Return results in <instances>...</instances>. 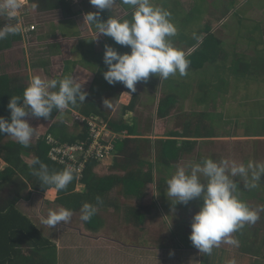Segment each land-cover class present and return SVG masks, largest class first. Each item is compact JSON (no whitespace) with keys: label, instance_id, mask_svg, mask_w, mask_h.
<instances>
[{"label":"crops","instance_id":"obj_1","mask_svg":"<svg viewBox=\"0 0 264 264\" xmlns=\"http://www.w3.org/2000/svg\"><path fill=\"white\" fill-rule=\"evenodd\" d=\"M182 1H184V9L187 11L199 7V3L194 2V0ZM208 2L209 0L206 4ZM253 3H255L256 8L250 4L247 10L242 9L243 4H232V10H229L231 14L222 16L218 20H215L218 11L208 5L207 9L211 11L209 14L211 19H213L212 16L214 17V20L209 23L210 29L209 27L207 29L199 28L196 31L195 26H193L194 29L191 32L187 31L184 26L177 27L178 36L171 38L173 45L184 50L186 56L192 55L194 51L198 53V57L194 56L189 60L188 74L180 76L177 73L162 82L159 77L151 75L147 81L138 82L136 92L131 95L128 94L130 90L126 87L121 89V83L110 85L104 79V68L108 70V66L104 63L105 46H111L112 38L102 34L97 38L94 25L84 22L86 13L99 11L89 3V0H73L75 11L73 15L46 12V15L55 16V18L48 20L53 22L52 25L45 26L44 23L33 22L37 25L38 30H36L38 32L35 33V30L31 34L29 42L24 39L13 42L9 47L1 48L0 75L5 72L12 74L25 72L28 78L27 84L33 75H39L47 80H59L66 76H73L82 84L83 90L88 93L87 97L98 102L99 109L103 113L98 116L108 122L123 116L127 124L135 128V137L149 138L154 141L155 145L151 143L153 154L156 152L153 151L154 149L159 150L161 148L159 140L167 141L169 135H176L177 147H183V150L181 149L182 151L175 162L171 163L174 168L188 165L189 159L193 158L189 155L196 153L207 154L208 157L214 155L213 153H219L220 159H233L234 156L240 160V155H242V159L247 158L253 156L255 151L257 156L260 154L262 157L264 154V17H260L259 14H264V3L258 1H253ZM155 5L166 7L163 2H156ZM258 9L259 11H257ZM168 10L172 14V20L174 12L172 9ZM29 11L30 15L35 13L31 4ZM132 11L129 6L117 4L113 9L103 10L99 19L107 21L110 17H115L123 20ZM45 14L41 16H46ZM218 14L220 15V13ZM172 22L175 23L173 20ZM7 23L14 24V21L0 15V27ZM42 25L45 26V29H41ZM226 26L229 29H226ZM206 31L212 34L219 32V34H217L215 43L204 46ZM193 33L202 39L197 40L195 38V41L190 43L191 37H194ZM224 35L228 37V43ZM244 39L245 43L242 41ZM25 41L28 42L26 44L32 46V49H25L23 46V58L21 60L14 55L10 56L8 51L13 50L21 42L25 43ZM227 44L230 45V48L226 46ZM207 49H211L208 50L209 53H206L208 52ZM117 50L121 53V48ZM222 50L225 53H222ZM45 54H48L47 57L44 56ZM224 54L225 56L222 57ZM212 55L213 60L210 58ZM235 60L241 65L238 66ZM65 62H68L67 66ZM22 66L25 71H19ZM105 99L111 100V109L105 108L103 103ZM132 104L135 106L134 109L127 110V112L123 111L125 106ZM81 105L78 104L77 106ZM161 107L163 111H169L167 116L159 114ZM74 113L82 114L77 108L71 106L60 112L61 116L66 119V125H74L72 129L76 134L79 128L75 129V127L79 122L75 120ZM25 119L34 128L38 124L36 117L32 116L31 113ZM193 130L196 133L189 135L188 133H194ZM184 140L195 142L185 146ZM31 142L35 141L32 140ZM209 147H213L212 152ZM0 160V172H2L6 170L8 164L1 156ZM26 160L32 161L29 157ZM114 161L115 157L112 156L101 165L109 170L108 174H117L118 172L112 170L111 166ZM171 164L168 166L171 167ZM174 173L172 169H168L167 174L164 175L165 182L163 184H166ZM120 174L123 175V173ZM26 177L20 174L18 181H5L4 184L0 178V206L11 200L16 201L17 209L53 242L57 256V262L53 264L60 263L59 253L66 248L68 252L65 255L64 264H77L80 254H83L80 246H82L84 238L88 241L92 240V243L109 239V235L104 233L105 221L104 226L99 231L84 227V222L80 219V212H78L80 210L72 212L76 219L75 221L71 220L66 225L61 222L54 228H50L41 224V215L47 216L50 210L65 207L55 201L59 196L58 192L51 190V188L45 192L35 189V186L28 182ZM83 185L77 184L76 188L79 187V189L76 190L80 191ZM157 187L151 186L150 189H152V193L154 190V193L144 198L145 203L157 199L161 192L167 207L171 208L172 212H176L175 210L185 206L182 203L174 205L170 200L171 198L167 197V184L161 189H157ZM121 191L125 196L124 203L127 201L128 203H136V197L130 196L128 190ZM115 198L112 197L113 200ZM198 200L199 198L190 202L195 206ZM155 206L152 209L157 210L159 207L163 214V206L160 201H157ZM114 210L115 207L111 206L105 211L111 214ZM76 215H79L78 220ZM112 253L114 254L113 250ZM119 255H121V250H119ZM30 264L32 263L30 262Z\"/></svg>","mask_w":264,"mask_h":264},{"label":"clouds","instance_id":"obj_2","mask_svg":"<svg viewBox=\"0 0 264 264\" xmlns=\"http://www.w3.org/2000/svg\"><path fill=\"white\" fill-rule=\"evenodd\" d=\"M89 3L99 11L86 13L84 22L94 25L97 38L102 34L121 46L131 48L130 53L121 54L112 46H105L104 63L108 70L104 72V79L110 85L122 83L131 95L136 92L137 83L147 81L151 75L159 77L162 82L177 73L180 76L188 74L190 61L184 50L175 47L171 40L178 30L171 20L170 11L155 5L152 0H89ZM117 4L129 6L133 10L131 20L115 17L107 21L99 19L103 10L113 9ZM20 8L19 0H0V15L16 21L0 27V40L28 30L20 19ZM194 38L202 39L195 34ZM87 96L82 84L73 76L47 80L33 75L23 98L11 97L7 105L11 118L9 121L0 117V134H7L28 147L35 135V128L25 119L29 113L36 118L48 119L54 110L60 113L70 106L85 103ZM103 103L106 109L112 108L111 100L105 99ZM34 164H39V168H33V175L39 178L42 186H49L56 192L67 189L77 178L78 169L72 165L62 171L50 172L46 164L38 160ZM237 177L243 181L244 188H257L264 177V162L249 161L245 165L226 158L217 161L203 157L199 162L177 167L166 182V195L174 205H187L197 198L203 201L193 217L189 236L201 255H211L213 249L221 244L239 247L240 241L233 234L245 225L255 224L260 219V213L264 212V205L252 208L239 198ZM96 201V205L87 202L82 205V221H90L96 215L103 200L98 196ZM72 216L71 210L60 207L50 210L47 216L41 215L40 223L54 228L61 222L68 224ZM229 264L236 262L233 260Z\"/></svg>","mask_w":264,"mask_h":264},{"label":"trees","instance_id":"obj_3","mask_svg":"<svg viewBox=\"0 0 264 264\" xmlns=\"http://www.w3.org/2000/svg\"><path fill=\"white\" fill-rule=\"evenodd\" d=\"M30 3L35 13L45 14L46 12H55L69 16L73 15L75 12L73 0H30ZM251 6L256 8L253 1L251 2ZM130 15H132V13ZM130 15L128 17H130ZM52 24V21L44 23L45 26ZM44 25L41 26V29H45ZM37 30L35 33L38 32ZM24 39L23 32L16 35H9L6 39L0 40V49L9 47L13 42L22 41ZM207 45L208 43L205 42L204 46ZM218 47L220 46L218 45ZM222 53H225V51L222 50ZM194 56L198 57L196 51L186 58L191 60ZM223 56H225V54L222 55V57ZM210 58L213 60V55ZM235 62L238 63V66L241 65L237 60H235ZM19 76V73L12 74L8 72L0 75V117H4L9 121L11 114L7 105L11 97L19 96L22 99L24 90L28 86V84H23ZM71 107L77 108L83 115L87 116L103 114L99 109L98 102L90 97H87L85 103L81 106ZM134 107V104L125 106L123 111L127 112V110H132ZM168 112V110L163 111L162 107L159 110L161 116H167ZM37 120H39L38 122L42 121V123L54 121L47 131L53 133L61 141L73 142L78 137L84 136L85 124L81 122L77 123L75 127V129H77V127L79 128L78 132L80 134L78 137L69 135L66 132V119L64 116H61L58 110H54L48 119L41 117L36 118V121ZM109 125L113 131L126 135L125 137H118L114 140L115 147L113 157H115V161L111 166L113 171H121L123 175H102V171L98 168L104 164V162L91 160L84 170L83 177L79 179V182L84 184V189L82 191L76 190V185L78 183L77 177L68 185L67 189L58 192L59 196L55 200L66 209L75 212L80 210L82 205L86 202L96 205V198L99 196L103 200V204L98 206L96 215H94L90 221H83L84 226L96 231H99L104 226L102 214L111 206L115 208L120 207L119 211L121 210L122 214L124 213L125 220L130 223H141L144 214H152L155 211H157L155 214L161 213L159 207L157 210L153 211L152 206L148 203H146V205L141 203H127L123 205L125 203H121L120 206L116 199L113 200L112 197H110V192L119 183H121L123 191L128 190L130 192L129 195L136 197L137 200L146 198L149 194V192L146 191L150 189L151 186H158L157 189L166 186V184H163L165 182L164 176L162 177V175L159 174L160 177L157 178L158 168L152 164V151L148 153V158L144 155V143L150 140L135 137V128L129 126L123 116L110 121ZM193 132L194 133L188 134L194 135L196 133L194 130ZM175 136L176 135H169L167 141H160L161 148L156 150V159L159 160V164L168 166L178 158L180 152L183 150V147H177V139H175ZM193 142L195 141H183L185 146H189ZM48 149L49 146L46 144L44 134L35 142H31L28 147L22 146L7 134H0V156L8 164L6 170L0 172V178L3 184L5 181H18V179H20L19 175L21 174L22 176H27V181L34 185L35 189L40 191L50 189L49 186H42L39 178L33 175V168H39V164H34V161L37 160L40 163L46 164L50 172L62 171L65 168V166L57 164L49 159ZM28 157L32 159V161H27L26 159ZM247 159L248 158H245L246 161L243 164L246 165L248 163ZM25 184H27V182H25ZM239 191L244 194L247 193L246 188L241 189L240 185ZM153 200L156 202L160 201L163 208L165 210L167 209L168 205L161 192L159 193V197ZM192 205L193 204H189L188 207ZM184 207L185 206L180 207L179 209L185 211ZM256 238H258V244L253 245L252 248L254 251L261 248L262 245L264 247V231H262L260 235H257ZM55 252L56 249H54L53 242L43 235L35 224L17 209L15 200L8 201L3 206H0V264H30V262L32 264H53L57 262Z\"/></svg>","mask_w":264,"mask_h":264},{"label":"rangeland","instance_id":"obj_4","mask_svg":"<svg viewBox=\"0 0 264 264\" xmlns=\"http://www.w3.org/2000/svg\"><path fill=\"white\" fill-rule=\"evenodd\" d=\"M194 0V2L199 3V7L195 9H191L190 11H187L184 9V1L182 0H153L152 2L155 4L156 2H163V4L166 6L164 9H172L174 12L172 20L175 22L174 24L176 27L184 26L187 31L193 32V26H195V30L198 31V29H207L209 26V23L214 20L211 19L210 15L211 11H209L208 5L215 9L216 16L215 20L220 19L222 16H229L231 14L232 10V4H243L242 9L247 10L248 5L251 4L252 1H258L259 3H264V0ZM186 7V5H185ZM169 11V10H168ZM259 11V9L257 10ZM187 12V14H186ZM190 12V14H189ZM228 12V13H227ZM220 13V15L218 14ZM43 14H36L33 13L31 15H27L26 19L28 22H39L40 24L46 23L49 19L55 18L53 15H46L41 16ZM260 17H264V14H259ZM131 16L127 17L126 19L131 20ZM235 19V18H232ZM231 19V20H232ZM187 20V21H186ZM191 20H193V24L191 23ZM16 22L15 19L11 20ZM188 21H190L188 23ZM235 23V21H234ZM68 27V26H66ZM228 26H226V29ZM231 27V26H230ZM190 28V30H189ZM208 29V30H209ZM220 31V30H219ZM194 34V33H193ZM219 34V32H217ZM217 34H212L211 32L205 33L206 38L204 40L205 42L215 43V39L217 38ZM178 34L176 35V37ZM226 38V41L228 43V37L224 35ZM224 38V39H225ZM223 41V39H221ZM195 41V38L192 36L190 39V43H193ZM244 43L246 42L245 39L242 40ZM28 42L25 41V43L19 44L16 46L13 50L8 51L10 56L14 55L15 57H19L18 59L23 58V46H25V49H32V46L29 44H26ZM111 46L115 49L121 48V54L124 53H130L131 48L126 46H121L117 44L113 39L110 41ZM25 44V45H24ZM227 47L230 48V45L227 44ZM177 47V46H175ZM224 47V45H222ZM208 51V49L206 50ZM210 51L206 52L209 53ZM33 55V54H31ZM48 54H45L44 56L47 57ZM42 56V54H41ZM187 57V56H186ZM2 58V55H1ZM40 58V56H38ZM23 65L25 64L23 59ZM27 62V61H26ZM65 65H68V62H65ZM105 71H107V68H104ZM19 71H25L23 69H20ZM28 72V71H27ZM20 80L23 82V84L28 83V78L26 77L25 72H19ZM157 79V77H156ZM125 87L121 83V89ZM148 98V96H147ZM58 118V117H57ZM56 118V119H57ZM60 119V118H59ZM35 126V134L33 137V141L37 140L38 135H43L47 132V129L50 127L51 123H45L42 121L38 122ZM36 122V121H35ZM74 125L67 124L66 125V132L69 135H76L74 134V131L72 129ZM78 129V128H77ZM149 139V138H144ZM151 143L155 145L154 141H148L144 143V155H146V158H148V153L152 151ZM264 147V146H263ZM213 147H209V149L212 152ZM153 151H156L154 149ZM215 158H218L219 153H213ZM152 159H156V152L152 154ZM236 156V154H235ZM259 156V157H258ZM256 154L254 151L253 156L247 157L248 162H264V154H262V157L260 154ZM237 157V156H236ZM251 157V158H250ZM1 163V160H0ZM238 163H242V155H240V160H238ZM107 167V166H105ZM99 170H102V175H108V169L103 168V166L98 168ZM121 173V171H118ZM121 175L120 173H118ZM160 177V175H157V178ZM82 184L80 182L77 183ZM84 185L82 186V188ZM154 187V186H153ZM82 188H80V191H82ZM76 189H79L77 187ZM122 186L121 183H119L115 189L113 188L111 191V197H116V201L121 206V202L124 203V195L122 194ZM78 191V190H77ZM146 192H149L147 195L152 193V189H147ZM154 193V190H153ZM152 193V194H153ZM252 193L254 195H251V201H249V205L252 208H257L259 206L264 205V177H262V180L259 182V186L252 190ZM121 194V196H120ZM147 194V193H146ZM146 200L139 199L136 201V203L145 204ZM153 201V200H152ZM148 201L147 203L150 204L152 207H156L157 204L156 201L152 202ZM203 202L201 199L198 201L199 204ZM128 201L123 204L126 205ZM189 204H192V202H189L187 205H185V211H181L180 209L175 210L176 212H172L173 210L169 207L165 210L163 208V214H155L157 211L153 212L152 214H144L143 219L141 223H130L125 220L124 213L122 214V211H119V208H115L114 212L109 214V212L105 211L102 214V218L104 219L106 223V228L104 229V233L109 235V239H105L101 242H94L88 239L84 238L82 246H80V250H82L83 254H80L79 256V262L77 264H226L224 261L221 262L222 257V250L224 244H221L219 247L214 248L211 255H201L199 251L192 245L191 240L189 239V236L191 234V224L194 215L197 213V210L194 206H189ZM193 210V211H192ZM154 211V210H153ZM80 212V211H78ZM179 213L178 215H176ZM77 220L79 219V215ZM76 217L75 215L72 216L71 220L75 221ZM174 220V221H173ZM80 225L82 223L80 222ZM85 227V226H84ZM247 229L251 233L257 231L255 234L257 235L261 231L264 230V212L260 213V219L252 225H245L244 228H242L239 232L241 233ZM253 238H256L253 236ZM112 250L114 251V254L112 253ZM119 250H121V255H119ZM264 250V249H260ZM68 249H62L60 251V263L58 264H64L65 261V255L67 254ZM228 249L225 250V253L227 255ZM81 253V252H80ZM239 254L235 257H237ZM59 259V258H58ZM86 259V260H85ZM73 264V263H69Z\"/></svg>","mask_w":264,"mask_h":264},{"label":"built area","instance_id":"obj_5","mask_svg":"<svg viewBox=\"0 0 264 264\" xmlns=\"http://www.w3.org/2000/svg\"><path fill=\"white\" fill-rule=\"evenodd\" d=\"M19 3L21 4L20 19H22L23 26L28 29L23 32L24 38L29 42L31 34L37 29V25L28 22L26 19V16L30 15V0H19ZM74 118L76 121L85 124L84 136L78 137L80 133L77 132L76 137L78 138L73 142H69L61 141L52 133H48L45 140L49 146L48 157L50 160L65 167L72 165L78 169L79 182V179L83 177L87 164L91 160L104 162L113 156L114 140L118 137L122 138L124 135L113 131L109 122L98 115L87 116L74 113Z\"/></svg>","mask_w":264,"mask_h":264},{"label":"flooded vegetation","instance_id":"obj_6","mask_svg":"<svg viewBox=\"0 0 264 264\" xmlns=\"http://www.w3.org/2000/svg\"><path fill=\"white\" fill-rule=\"evenodd\" d=\"M142 139H144V138H142ZM160 141L161 140H159V142ZM187 150H189V149H187ZM187 150H185V151H187ZM190 151H188V152H190ZM189 156L193 157L192 159H189V162H199L203 157H208L207 154H201V153L200 154L196 153V154H192ZM211 158L214 160H217V161L220 160L219 157L215 158L214 155H211ZM226 159H229V158H226ZM229 160H234L238 163V159H236L234 156H233V159H229ZM245 161H246L245 158H243L242 163H245ZM174 162L175 161H173L172 164ZM152 164L158 168V174H160L162 176L167 174L168 169H172L173 172H175L177 169V168H174L172 166V164H171V167L170 166L167 167L165 165L159 164L158 159H154ZM236 180L238 181L240 188L244 189L243 181H241L239 177H237ZM252 190L253 189L249 190L246 188V191H247L246 194L239 191L238 192L239 198L249 204V201L252 202V200L250 199L251 195H254V193H252ZM198 201L196 202V205L194 206L195 209H193V210L198 209L197 212L200 210V207L202 206V203H203V202H201V204H199ZM239 231L233 234L240 241L239 247H234L231 245L224 244L223 250H222L223 254L221 257V259H222L221 262L224 261L226 264H229L230 261L235 260L236 264H264V253H263L264 250L263 251L260 250V249H264L263 245L261 246V248L255 250V251L252 248L254 244H258V238H253V236L256 237L257 235H260V233L262 231L260 233H258L257 235L255 234L257 231L254 232V235H253V233H251L247 229H245L241 233ZM227 249H228V252L226 255L225 250H227ZM237 253L239 255L237 257H235L237 255Z\"/></svg>","mask_w":264,"mask_h":264}]
</instances>
